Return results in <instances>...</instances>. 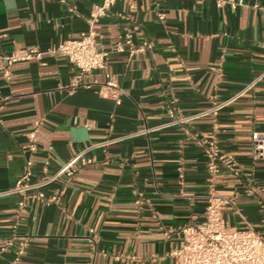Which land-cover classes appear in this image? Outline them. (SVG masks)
I'll use <instances>...</instances> for the list:
<instances>
[{"label": "crops", "instance_id": "1", "mask_svg": "<svg viewBox=\"0 0 264 264\" xmlns=\"http://www.w3.org/2000/svg\"><path fill=\"white\" fill-rule=\"evenodd\" d=\"M101 1L0 0V50H45L77 37ZM243 1L115 0L98 28L107 64L83 76L67 56L45 53L13 63L8 80L0 56V247L13 237L0 264L24 237L16 264H177L180 236L164 230L203 221L213 137L239 166L238 175L221 166L215 180L234 202L226 222L264 230V158L254 157L252 141L264 131V0ZM146 41L151 47L138 50ZM109 79L119 82V99L99 93ZM239 92L216 116L168 125L172 105L194 114ZM35 127L33 180L46 160L54 171L85 148L96 162L47 188L61 187L59 206L28 200L19 209L22 195L8 191ZM106 139L118 140L98 145Z\"/></svg>", "mask_w": 264, "mask_h": 264}, {"label": "built area", "instance_id": "2", "mask_svg": "<svg viewBox=\"0 0 264 264\" xmlns=\"http://www.w3.org/2000/svg\"><path fill=\"white\" fill-rule=\"evenodd\" d=\"M115 0H102L95 4L88 20V28L77 37H68L59 44H55L45 50L38 48H18L10 54H4L0 50V56L5 58L7 66L3 68V76L10 79L12 76L11 66L19 60L33 57H41L45 53L63 54L79 70V76L91 73L94 70L105 68L109 57V51L101 48L98 44V28L100 19L106 15L107 10ZM217 5L229 4L233 8L245 5L243 0H216ZM161 17L162 14H160ZM127 41L131 42V34L128 33ZM151 47L146 41L145 45L138 50ZM116 49L125 50L122 40ZM135 49L132 48L131 51ZM256 81L251 82L243 91L249 89ZM99 93L119 99L121 88L116 79H109L101 84ZM242 92L234 94L223 102H213L212 106L194 114H185L178 107L172 105L169 109L171 120L168 125L187 126L194 119L205 115H217L221 108L233 102ZM148 127L143 133H149L152 129ZM118 139H106L98 145L106 147ZM254 157L264 158V131H254L252 134ZM25 158L23 172L16 181L13 188L8 193L22 195L18 208H23L28 200H38L47 205L59 206L62 199V189L55 186L52 191L47 192V188L60 179L70 180L83 167L96 162L95 155L89 154L88 148L82 149L74 156L64 161L54 171H50V162L46 160L42 167L40 179L33 180L34 157L38 150L37 128H33L27 133V141L24 145ZM205 151L208 157V181L209 189L207 193V203L205 215L202 222L189 223L179 228L164 230L166 236L177 234L180 236L179 245L171 251L177 264H264V230L252 227L239 228L229 225L224 217V210L227 206L234 204L233 200L218 193L215 185L217 175L224 166L235 175L239 174V166L235 158L228 153L222 152L215 137L206 141ZM16 227V226H14ZM13 244V237H9L5 244L0 247V254ZM29 245L28 237H24L18 242L14 259L9 264H16L26 253Z\"/></svg>", "mask_w": 264, "mask_h": 264}]
</instances>
